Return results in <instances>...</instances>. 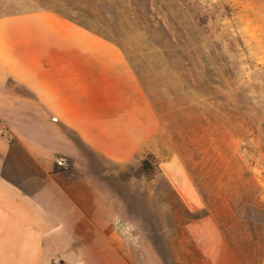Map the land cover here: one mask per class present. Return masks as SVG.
<instances>
[{"label":"crops","instance_id":"crops-1","mask_svg":"<svg viewBox=\"0 0 264 264\" xmlns=\"http://www.w3.org/2000/svg\"><path fill=\"white\" fill-rule=\"evenodd\" d=\"M159 132L118 45L47 0H0V264H247L255 242L263 256L264 230L207 207L174 160L164 184L139 183Z\"/></svg>","mask_w":264,"mask_h":264},{"label":"rangeland","instance_id":"rangeland-1","mask_svg":"<svg viewBox=\"0 0 264 264\" xmlns=\"http://www.w3.org/2000/svg\"><path fill=\"white\" fill-rule=\"evenodd\" d=\"M247 1L47 4L118 45L156 110L160 132L143 151L150 171L142 170L139 183L164 184L157 169L174 160L198 200L237 204L239 218L262 233L264 173L254 181L249 168L264 169V160L257 163L264 151V0H250L249 16ZM247 250V264H264L258 242Z\"/></svg>","mask_w":264,"mask_h":264},{"label":"built area","instance_id":"built-area-1","mask_svg":"<svg viewBox=\"0 0 264 264\" xmlns=\"http://www.w3.org/2000/svg\"><path fill=\"white\" fill-rule=\"evenodd\" d=\"M56 164L59 167L67 166L66 162L63 160L58 161ZM114 228L118 233L125 235V236L131 235L134 232L132 226L122 220H116L114 222Z\"/></svg>","mask_w":264,"mask_h":264},{"label":"trees","instance_id":"trees-1","mask_svg":"<svg viewBox=\"0 0 264 264\" xmlns=\"http://www.w3.org/2000/svg\"><path fill=\"white\" fill-rule=\"evenodd\" d=\"M142 170L144 173H148L150 171V168L147 166L146 162H142Z\"/></svg>","mask_w":264,"mask_h":264}]
</instances>
